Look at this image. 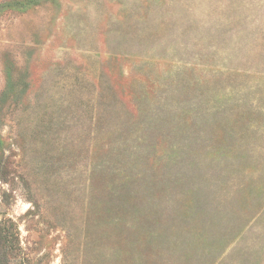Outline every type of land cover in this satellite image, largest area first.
I'll return each mask as SVG.
<instances>
[{"label": "rangeland", "instance_id": "rangeland-1", "mask_svg": "<svg viewBox=\"0 0 264 264\" xmlns=\"http://www.w3.org/2000/svg\"><path fill=\"white\" fill-rule=\"evenodd\" d=\"M0 264H264V0H0Z\"/></svg>", "mask_w": 264, "mask_h": 264}, {"label": "trees", "instance_id": "trees-1", "mask_svg": "<svg viewBox=\"0 0 264 264\" xmlns=\"http://www.w3.org/2000/svg\"><path fill=\"white\" fill-rule=\"evenodd\" d=\"M1 238H3V242H4L5 238H7V236H6V234L3 235V231H2V229L0 228V239H1Z\"/></svg>", "mask_w": 264, "mask_h": 264}]
</instances>
